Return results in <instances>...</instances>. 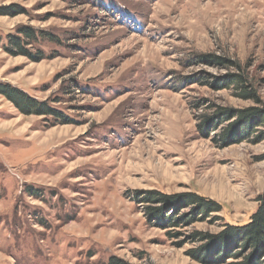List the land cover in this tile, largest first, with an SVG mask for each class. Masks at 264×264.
Returning a JSON list of instances; mask_svg holds the SVG:
<instances>
[{
	"label": "rangeland",
	"instance_id": "1",
	"mask_svg": "<svg viewBox=\"0 0 264 264\" xmlns=\"http://www.w3.org/2000/svg\"><path fill=\"white\" fill-rule=\"evenodd\" d=\"M22 26L31 58L5 50ZM0 39V83L57 112L0 94V264H264L249 246L216 257L264 198V125L200 128L218 107L264 106V0H0ZM205 54L246 67L263 103L216 87L236 69ZM149 191L221 211L172 212ZM147 206L182 222L153 224Z\"/></svg>",
	"mask_w": 264,
	"mask_h": 264
},
{
	"label": "trees",
	"instance_id": "2",
	"mask_svg": "<svg viewBox=\"0 0 264 264\" xmlns=\"http://www.w3.org/2000/svg\"><path fill=\"white\" fill-rule=\"evenodd\" d=\"M41 36L47 35L44 32L40 33ZM38 37L36 29L31 26H22L17 28L15 34H9L7 37V45L5 50L12 55H25L32 57L31 53L28 51L27 46L32 43ZM1 47V39H0ZM36 59L41 60L43 57L40 51L37 52ZM202 62L205 61L211 65L217 67H226L233 68L235 67L236 71L228 72L221 78L219 81L215 82L216 87L220 89H232L237 91L236 95L239 98L244 100H253L257 103H263L260 98L259 92L255 87L254 83L250 80L249 74L246 67L223 58L221 56H216L214 54H205L201 55L199 58ZM0 94L6 96L9 100L15 103V105L21 110L22 113L31 114L37 113L40 115H56L57 112L51 110L44 104H39L36 100L29 97L26 93L16 88H12L7 84L0 83ZM236 113L239 116L240 120L238 122L237 133L245 134L249 133L254 126L264 125V106L262 108H248L245 110H238L233 112L231 108L227 107H218L217 112L215 113L214 118H207L205 125L200 126L201 131L205 132L206 130L211 131L216 127L217 119L222 121L223 119L230 117ZM211 125V128L209 127ZM227 129L223 131V139H227L231 133H228ZM143 201L147 203L164 202L169 204L170 210L173 212L178 209L183 208H195L201 214H209L214 212H220L221 206L208 198L197 195L195 193L183 194L180 198L166 197L162 193H157L153 191L146 192V196H143ZM137 200H140L139 198ZM146 215L151 223H158L164 227H177L181 221V218L172 217L164 215L161 212H158L157 209H154L152 206L146 207ZM228 229L229 236L226 238L225 242L220 243L217 247L220 248V252L216 254V257L226 256L233 257L237 255L231 254L230 250L233 246L239 245L238 249H242L245 246L252 247L258 251V255L264 252V198L260 200V205L258 206L256 212L251 216L250 221L245 225H231L226 227ZM169 235L173 237V234L169 232ZM200 236V234H197ZM196 235V236H197ZM202 235V234H201ZM204 236V235H203ZM202 236V237H203ZM205 238V237H204ZM215 254H212V251L209 257H214ZM110 264H126L119 259H112ZM253 264H258L257 260H254Z\"/></svg>",
	"mask_w": 264,
	"mask_h": 264
}]
</instances>
